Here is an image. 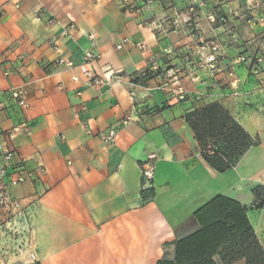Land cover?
<instances>
[{"label": "crops", "instance_id": "obj_1", "mask_svg": "<svg viewBox=\"0 0 264 264\" xmlns=\"http://www.w3.org/2000/svg\"><path fill=\"white\" fill-rule=\"evenodd\" d=\"M189 1L200 2L195 35L184 25L194 17ZM208 2L0 0V142L6 131L27 124L30 134L19 133L13 144L28 170H43L35 181L9 189L25 209L24 241L17 248L20 236L12 230L20 231L19 218L1 210L0 264H155L172 259L174 242L196 229L187 227L193 213L217 195L247 208L264 250V205L249 209L252 190L264 186V45L254 56L262 57L258 75L245 65L234 66L238 56H247L232 49L233 41L241 43L238 19L229 14L238 18L241 8L218 0L223 23L211 27ZM177 21L184 24L177 28ZM263 26L247 24L254 32ZM224 31L230 32V42L222 35L221 41L214 38ZM90 34L96 43L92 50L101 59L85 65ZM122 40L127 44L117 50ZM213 41L219 44L216 56L223 69L216 78L189 66L198 55L188 49L207 48ZM54 42L76 70L55 65ZM165 49L182 53H176L175 63L187 70L180 73L168 63ZM152 61L158 72L141 78ZM231 66L240 82L236 97L227 88ZM84 69L111 73L112 80L101 85H89L84 77L72 81ZM169 69L186 93L200 101L178 100ZM16 87L26 92L25 109L9 99V90ZM210 103L224 107L257 141L222 173L204 161L185 121L190 107ZM110 129L116 138L106 145L102 136ZM152 156L153 188L144 194L140 168Z\"/></svg>", "mask_w": 264, "mask_h": 264}, {"label": "trees", "instance_id": "obj_2", "mask_svg": "<svg viewBox=\"0 0 264 264\" xmlns=\"http://www.w3.org/2000/svg\"><path fill=\"white\" fill-rule=\"evenodd\" d=\"M185 121L204 161L218 173L233 168L239 157L257 144L218 103L191 111ZM257 189L263 194H257ZM252 194L254 208L262 209L264 186H256ZM190 222L196 229L174 242L172 259H159L155 264H264V250L248 219L247 208L240 202L217 195L196 210Z\"/></svg>", "mask_w": 264, "mask_h": 264}, {"label": "built area", "instance_id": "obj_3", "mask_svg": "<svg viewBox=\"0 0 264 264\" xmlns=\"http://www.w3.org/2000/svg\"><path fill=\"white\" fill-rule=\"evenodd\" d=\"M251 1L246 0V5H251ZM255 1V0H254ZM150 2V1H149ZM148 2V3H149ZM250 7V6H249ZM209 19L214 21L213 17L210 16ZM65 33V32H64ZM88 48L84 50L82 56V63L85 65H91L92 63L99 61L101 59V55L95 53L92 48L95 47V36L90 34L88 35ZM125 44H127V40H122L116 45V49H121ZM204 44V43H203ZM202 44V45H203ZM217 43H210L207 48L200 46L197 49V52L194 54L198 55V59L195 63L197 70H206V73L210 78H216L217 75L223 72V69L220 66V62L218 57L216 56V51L218 49ZM53 49L57 52L58 57L55 60V65L58 67L65 68L67 70H76V65L65 56L59 52L56 42H54ZM205 50V52H204ZM166 53H169L168 49L164 50ZM19 60L23 62L24 58L20 57ZM262 63V57H255L253 59L240 55L236 59V65H245L249 68L251 74L253 76L258 75L260 65ZM229 68V72L227 73L230 81L227 83V88L232 91L233 96H238L239 91V79L235 77L233 72V67ZM19 70V69H15ZM159 70L158 64L156 61H152L149 68L140 74L141 78H143L147 74H155ZM173 72L171 79V83L176 85L177 98L180 102H190L193 105L194 102L200 101V96H189L186 91L179 84V79L174 74L172 69L166 71V73ZM112 74L104 73V75H98L94 73L92 70H83L81 74H74L72 76V81L80 82L81 77H84L87 84L89 85H101L110 83ZM196 80V78L194 79ZM263 82H260L262 84ZM9 99L13 103L14 106L25 109L28 107L27 103V95L25 90L22 87H16L9 90ZM133 93H130V98H133ZM194 108L190 107L189 111H193ZM19 133H24L26 135L30 134V128L27 124H21L10 131H6L4 133L5 140L0 142V211L6 210L8 214H11V218H19L18 227H20V231L12 230L14 235L20 236L19 243L15 244L17 248H20L23 245V231L21 227L24 226L26 222L25 217V209L19 203L14 201L9 194V189L22 185L26 182L35 181L38 175L43 173L41 168L37 170H28L25 167L24 161L18 156V152L15 149L13 142L15 141L17 135ZM116 138V130L110 129L106 134L102 136V141L106 145H111ZM154 171H155V161L154 157H149L141 164L140 172H141V183L140 190L141 192H147L152 190L153 188V180H154ZM12 229V228H11ZM21 234V235H20ZM31 264H36L32 262Z\"/></svg>", "mask_w": 264, "mask_h": 264}, {"label": "rangeland", "instance_id": "obj_4", "mask_svg": "<svg viewBox=\"0 0 264 264\" xmlns=\"http://www.w3.org/2000/svg\"><path fill=\"white\" fill-rule=\"evenodd\" d=\"M209 1L210 2H208L207 8H205V10H208L209 11L208 16L206 18L210 22L211 27H213L214 25L217 24V22L223 23L222 22L223 19H221L219 16H221L220 15L221 13L224 14V11H222V9H220V8L218 10V7H217L218 0H209ZM195 2L196 1H189V5H188L190 8L192 7V13L191 14L194 17H192V16L191 17H188L186 19V22H185L186 24L183 23L184 25H186V26H188L190 28L189 29V31H190L189 33L191 35L192 34L195 35V33L197 32L196 31V25H198V23H197L196 19H199L200 18L199 16H197V12L201 10V8H199L200 2H198V1H197V3H195ZM231 2L238 3V7L241 8L240 9V12H239V15H238V18L235 17L234 15H230L232 13L229 14V16L231 17V19L232 18L233 19L234 18L235 19H238L237 22H236V24H235V26L237 27L238 37H240L239 39H240V43H241V44H237V43H235L236 41H233L234 43L232 45H235V46H232L233 47L232 49H233V51H235V53H238V52L240 53L241 52L242 54H247V56L249 58L253 59V58H255L254 56L256 54H261L260 47H261V45L262 46L264 45V30H263L264 26L262 28H260L261 31L258 30V31H255L254 32V31H251V30L248 29L247 24H252V25H256L257 26L259 23H264V17H261L259 15V13H261V12L263 13L264 12V5H263L264 3H262L261 0H255V1L253 0V1H251L252 2L251 5H246V0H228V3H231ZM186 8H187V5H186ZM210 16L213 17L214 21H211L209 19ZM232 21H228L227 20V23L229 25H231V24L233 25L234 22H232ZM183 24L180 23V22H178V21L176 22L177 28H179V26L180 25L182 26ZM236 27H232V29L233 28H236ZM232 29L230 28L229 31L232 30ZM221 35H222V37H224L227 40H229V42H230V40H232L231 39L232 37L230 35V32H227V31H224L223 33L215 34V37L214 38H216L219 41H221ZM211 43L216 44V42H214V41L211 42ZM217 45L219 47V44L218 43H217ZM192 47H194V46H192ZM192 47H190L188 49V52L191 53L192 50H196L197 51V49H193ZM236 47H238V48L240 47V48L237 50ZM218 50H219V48L217 49L216 53H218ZM168 51H169V53H166L165 51H163V53L166 54L165 56H167L169 58L168 61H167V59H166V61L168 63L172 64V66L176 67L178 69V72H180V73H182V71H184V70H187L186 67L182 63H181V65L180 64L178 65V63H175L176 60L179 57L177 54H181L182 55V53H180V52L178 53V51L173 52V50H170V49H168ZM204 52H205V50H204ZM190 53H187V54L185 53L184 55H186L187 57H190L191 56ZM189 66L191 67V69H193V68L196 67L195 66V63H193V65H189ZM158 68H159V66H158ZM199 71L206 72V70H199ZM255 191L257 192V194H261V195L263 194V191L262 190L257 189ZM256 203H258V202L256 201ZM249 209L250 210H253L254 209V206H253V208L251 207ZM187 227L192 229V228H196V225H194V223H192V222H189L187 224Z\"/></svg>", "mask_w": 264, "mask_h": 264}]
</instances>
